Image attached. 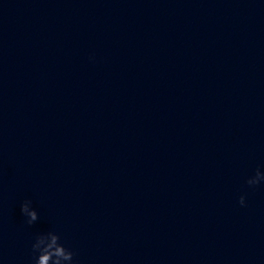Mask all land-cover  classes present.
Segmentation results:
<instances>
[{"label":"water","instance_id":"obj_1","mask_svg":"<svg viewBox=\"0 0 264 264\" xmlns=\"http://www.w3.org/2000/svg\"><path fill=\"white\" fill-rule=\"evenodd\" d=\"M257 168L264 0H0V264H264Z\"/></svg>","mask_w":264,"mask_h":264},{"label":"clouds","instance_id":"obj_2","mask_svg":"<svg viewBox=\"0 0 264 264\" xmlns=\"http://www.w3.org/2000/svg\"><path fill=\"white\" fill-rule=\"evenodd\" d=\"M90 59L94 60V57ZM245 183L250 188L264 183V171L257 168L254 175L248 177ZM238 202L242 207L246 206L245 195H241ZM32 203V200L26 199L20 206L21 214L28 226H32L39 219L38 212L32 207ZM31 252L32 264H77L74 259L76 253L65 247L61 242L60 234L55 230L36 234L31 244Z\"/></svg>","mask_w":264,"mask_h":264}]
</instances>
